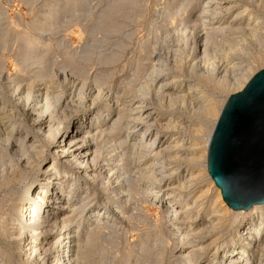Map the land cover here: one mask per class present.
<instances>
[{
  "label": "rangeland",
  "instance_id": "1",
  "mask_svg": "<svg viewBox=\"0 0 264 264\" xmlns=\"http://www.w3.org/2000/svg\"><path fill=\"white\" fill-rule=\"evenodd\" d=\"M205 1L210 5L206 6ZM217 1L0 0V125L7 122L2 118L9 113H23L22 104L17 105L12 98L16 87L23 91V102L30 104L36 91L46 88L50 91L49 113L60 119L62 114L77 115L81 122L104 115L98 113L96 117L93 110L86 113L85 109L93 98L89 90L95 96L100 89L93 109L104 111L111 101L110 106L122 117L116 134L100 139L102 152L91 166L98 179L88 187H79L73 196L81 208L72 224L73 229L79 228L78 239L94 222L99 235L88 256H82L78 264H186L176 260L178 251L186 247L185 231L190 232L191 241L197 242V249L203 246L192 264H224L223 251L237 244L248 215L227 208V217L219 223L211 213L217 191L207 174L203 153L226 99L264 69V41L247 36L246 44L243 41L239 48L231 50V0ZM248 2L249 11L264 22V0ZM26 95L31 97L27 101ZM57 95L63 96L58 104L53 98ZM209 100L214 113L211 116L205 113ZM66 102H71L70 106ZM80 103L84 107H79ZM19 118L23 122L16 120L18 126L30 123L21 115ZM136 132L146 133L143 154L139 156ZM113 149L116 155L126 152V168L122 170L125 175L120 181L133 195L120 204L122 211L114 214L115 221L95 217L87 223L91 212H98L104 203L118 198L106 188L108 169L114 163L108 160ZM3 157L5 166L9 157ZM45 162L26 172L24 165L17 168L14 162L9 163L3 175H21L19 190L24 193L37 186ZM149 171L165 176L156 181L161 191L156 203L143 201L141 195L151 179ZM11 183L0 187V222L14 202L8 194L15 185ZM176 184H183V188L176 189ZM66 187L70 188L71 182ZM161 197L175 202L173 209L177 212H184L187 205L188 212L178 214L176 222L172 221L158 203ZM172 222L175 228L170 227ZM262 222L264 229V217ZM1 242L3 249L9 244ZM256 260L253 264H257Z\"/></svg>",
  "mask_w": 264,
  "mask_h": 264
},
{
  "label": "bare ground",
  "instance_id": "2",
  "mask_svg": "<svg viewBox=\"0 0 264 264\" xmlns=\"http://www.w3.org/2000/svg\"><path fill=\"white\" fill-rule=\"evenodd\" d=\"M248 1L249 0H241L238 3L234 0H231V5L229 4V6H231V26L229 27L228 31L231 30L232 32L231 50L237 49L236 47L239 46V43L243 42L247 36H252L258 38L259 40L264 41V22L260 18V16H258V14L255 15L252 13V11L251 12L249 11L250 4ZM210 3L211 2L208 3L206 2L205 4L206 6H209ZM262 6L264 7V4ZM205 11H203V14L205 13ZM208 11L206 12V14H208ZM218 27H216V30H219L220 27L219 28ZM238 34L240 35V37L232 38V36ZM73 86H75V83ZM12 90H13L12 98L16 101L17 105L18 103H21L22 108L24 110H22L21 108L23 113L18 115H16L15 113L13 114L9 113L8 115H6V118H2V120H5L7 122H3L2 125H0V187L5 188L11 182H12L11 184H15L13 189H10V192H8L9 195L11 194L14 197V202L13 204H11L9 211L5 214L3 221L0 222V264H13L15 263V260H16L15 264H78L82 256L83 258L84 256H88L87 254L89 250L94 246L96 241L99 239V235L95 230L98 224L94 222L95 223L94 226L90 228L88 227V231L81 238L82 240L78 239V237H80L79 228L76 226L73 229L72 224L76 223L75 218L78 217L79 215L78 212L81 211V208L77 207L79 205L73 196L75 195V192L79 190V187L80 189H82L81 186L83 185L84 187H88V185L92 180H96L97 175L96 177H94L92 173L93 167L91 166L92 163L98 160L102 152L101 149L102 142H100V139L103 136L105 137V135L116 134L117 128L120 122L122 121V117L120 116L119 111L114 106H110L111 101H109V103L106 104L107 109H105L104 111L103 110L99 111L96 108L93 109L94 108L93 106L95 105V101L99 99V95H100L99 94L100 89L98 90L97 88L96 91L98 90V92H96L97 95L94 94L95 96H93V90H89V93L90 95H92L93 98L89 106H86L85 109H86V113H92L93 110L94 116L96 117L98 113L104 112V115L101 116L100 114L98 116V118H101L102 120H99L98 118L95 117L92 118L85 117L86 119L82 120V122L81 119L80 121H78L77 115L74 116L66 115L68 118H64L66 116H63L62 114L60 119L58 118L59 116L56 117L52 113H49V109L50 111H52L51 108H49L51 106L48 102L50 91L48 92V90L44 87L43 89L40 88L36 91V97L33 96L34 99L32 104L28 102L25 103L23 102L21 96L24 94L20 88L16 87L13 88ZM27 95L25 99L26 101L29 98H31V97L28 98ZM53 95L54 94H52L51 97ZM53 98L55 102L58 104L59 102L61 103L63 96L60 97V95H57L54 96ZM66 99L67 98H64V101H66ZM78 102H80L79 99L77 101V104ZM70 104L67 105L66 102L67 107L70 106ZM74 104H76V102ZM78 106L82 108V106L84 107V104L82 103L81 106L80 103V105ZM72 112L74 114L78 113V111L74 112V110ZM133 113H135V110ZM205 113L208 116L214 114L212 106L210 104V100L208 105H206ZM19 115H21L22 120L25 118L27 120L29 119L30 123L26 124L24 127L18 126L16 120H18ZM7 116H9L10 118H8ZM65 119L67 120L65 121ZM20 121L18 120V122ZM215 123L216 122L213 123V126H215L214 125ZM63 126L65 127L63 128ZM70 128L72 129L70 130ZM121 130L122 129L118 131ZM136 133L138 135L137 137L138 139L136 138V140H138L139 148L137 150L139 152L137 154L139 156L140 154H143L142 145H144L143 143L145 141L146 133L145 132L144 133L136 132ZM211 134L212 133L208 135L206 140L205 152L203 153L204 160L205 157L207 159L206 150H208ZM148 136H152V135L150 134ZM157 139L158 138H156V140ZM134 143L135 142L133 141V144ZM153 143L156 144L155 139ZM117 144L118 143H116L115 145ZM123 144L124 142L121 145ZM117 148H121V147H118L117 145ZM117 148H115V151L117 150ZM112 152L113 154L110 152L111 153L110 156L108 155L109 156L108 160L109 161L114 160V163L108 169L109 175L106 182V188L108 189V191L116 193V196L118 198H116V200L114 201H109L108 204L106 203L107 205L104 203V206H102L103 208L100 209L98 212L97 211L91 212L87 218L88 219L87 223L93 220V218L95 217L98 220L99 219L107 220L111 218L113 221H115V215L117 216L116 212L121 214L122 211L120 204L127 202L128 198L130 199L131 196L133 195L132 192H129L128 189L123 187L120 181L125 175L122 172V170L126 168L124 164L126 152L124 153L123 151L120 154L117 153V155L115 154L114 149L112 150ZM3 156L9 157V160H7L8 162L7 164L14 162L13 164L17 168H20L21 165H24L22 166L23 172L31 171L34 166L39 167V165H41L43 161H47L45 162L46 164L42 172L37 177L36 180L37 186L27 190L24 193L21 190H19V186L22 182V177L21 175L18 178H14L13 176L8 177L10 176V174L8 176L3 175V169L5 166H7V164L3 166L4 165V163H2ZM147 166L145 168L149 170L150 168ZM204 167H205V162H204ZM102 169H104V167ZM148 173L150 174L149 177L151 179L149 182L145 183L146 184L144 185L145 187L143 186L145 189L143 190L141 195H143V201H150L151 203H156L157 198L159 197L161 191L158 187H156L155 184L156 181L158 180V177L164 178L165 176L160 174L154 175V173H152L151 171H149ZM67 182H71L70 188L66 187ZM158 184H160V182ZM176 186H177L175 187L176 189L183 188V184L180 185L176 184ZM214 187L216 188L217 193L215 200L213 199L214 201L212 202L213 207L211 209V213L215 215L216 219L220 223L227 217L228 209L230 208H228L225 202L223 201L220 190L215 186V184ZM201 193L205 194V192H201ZM174 197L177 198V196ZM158 203H161L164 206L166 215L172 218V221L174 220L175 222H176L175 218L177 217L178 214H182V213L185 214L189 210L187 209V205H186V207L183 208L184 212L175 211L174 210L175 202H171L167 200L166 197L163 198V200L161 197L160 202ZM263 211H264V203L261 205H255L245 212L233 211V212H238L239 214L245 213L246 215H248L246 219L247 222L243 227L241 234L236 238L237 244L232 245L229 250L225 249V251H223L222 263L253 264V260L255 261L256 256H258V259L256 260L257 264H264V259H263L264 229H262L263 226L262 218L264 217L262 214ZM188 218L190 220V217ZM80 223L78 224L80 225ZM189 226H191V223L189 224ZM170 227L175 228L176 227L175 223L172 222ZM211 230H214V226H212ZM190 236H191L190 232L185 231V235L183 238L185 239L184 241L186 243V247L181 248L178 251L179 255L178 258L176 259L178 261H185L186 264L194 263L193 257L196 256L197 252L200 253L199 251L202 250L203 248V246L201 245L202 248L200 250L197 249L196 246L197 242L195 243L194 241H191ZM1 241L7 243L9 242V244L8 245L5 244L7 245V247H4L3 249V247L1 246L2 244ZM14 244L15 245L18 244V245L14 247L15 246Z\"/></svg>",
  "mask_w": 264,
  "mask_h": 264
},
{
  "label": "water",
  "instance_id": "3",
  "mask_svg": "<svg viewBox=\"0 0 264 264\" xmlns=\"http://www.w3.org/2000/svg\"><path fill=\"white\" fill-rule=\"evenodd\" d=\"M206 167L232 211L264 203V69L226 99L210 137Z\"/></svg>",
  "mask_w": 264,
  "mask_h": 264
}]
</instances>
